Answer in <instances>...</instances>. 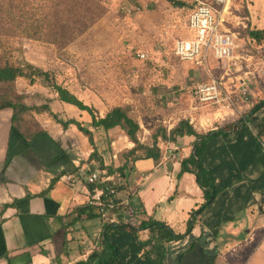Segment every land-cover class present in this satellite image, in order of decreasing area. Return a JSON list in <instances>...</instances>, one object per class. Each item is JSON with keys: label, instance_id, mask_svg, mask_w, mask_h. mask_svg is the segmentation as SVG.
<instances>
[{"label": "crops", "instance_id": "obj_1", "mask_svg": "<svg viewBox=\"0 0 264 264\" xmlns=\"http://www.w3.org/2000/svg\"><path fill=\"white\" fill-rule=\"evenodd\" d=\"M225 3L227 0L216 5ZM257 16L253 10L247 23L236 22V25L242 27V32L247 28L262 30L264 13L261 12L260 21ZM225 26L224 29L230 31ZM240 41L243 44L237 56L251 58L252 61L249 68L242 60L233 61V77L247 82L250 89L249 103H241L233 115H227L215 112L213 107L201 106L192 93L194 106L177 102L178 105L173 104L169 111L160 115L158 103L163 104L170 96L173 99H179V96L168 87L170 84L167 82L166 93H159L156 88L161 90L163 82L159 85L156 79L155 86L147 93L146 99L156 106L155 114H151V103L141 106L143 114L138 113L141 128L139 140L150 143L156 124L171 129L181 119H188L197 132L205 133L236 122L262 100L264 38L256 41L241 35ZM70 46L64 51L72 52ZM248 47L252 49L251 52ZM199 69L209 74L213 72L203 67ZM224 69L220 76L215 77H222ZM248 70L250 75H245ZM55 84L65 88L84 105L93 107L99 117H103L113 106L119 105L111 100L107 105H101L98 97L91 93L96 82L83 88L77 86L75 81ZM107 85H103L104 91L110 90ZM45 97L47 102L44 104H48L61 120H74L87 128L92 133V142L75 124L62 126L44 115L36 117L39 124L37 130L40 132L26 139L13 127V110L0 109V264H76L85 260L97 249L94 240L99 236L106 220L94 216L98 210L93 213L85 210L80 214L76 211L78 208L92 206L89 205L91 192L87 176L92 172H106L105 169H100V164L106 168H116L117 153L133 147V143L119 128L105 131L93 127L91 115L87 111L59 100L54 89ZM123 103H127L126 100ZM263 118L264 107L250 118V126L254 131ZM102 136H105V140L100 139ZM194 140V136H184L172 144L159 141L160 155L157 158L134 164L128 174V181L124 182V189L117 194L121 202L129 203L131 199H138L140 206L130 211L128 216V220L134 225H138L141 220L153 218L165 222L176 233L185 232L190 213L204 202L195 176L191 173L179 175L180 162L192 153ZM94 153L95 156L91 157ZM66 175H71L75 182H67ZM262 195L256 194L235 220L222 226L215 239L210 234L205 238L209 231L207 228L202 229L199 222L190 235L168 245L170 253L164 264H174L176 255L201 236L199 244L183 255L181 264H205L210 258L209 253L214 251L217 255L220 252L231 253L230 258L226 259L227 264H264V214L260 210ZM111 220L114 221V217ZM146 237L147 234L142 233V239ZM204 239H210L212 246L208 248Z\"/></svg>", "mask_w": 264, "mask_h": 264}, {"label": "trees", "instance_id": "obj_2", "mask_svg": "<svg viewBox=\"0 0 264 264\" xmlns=\"http://www.w3.org/2000/svg\"><path fill=\"white\" fill-rule=\"evenodd\" d=\"M106 13L107 7L99 0H0V47L1 38L9 36L52 45L60 51L83 36ZM242 35L259 41L264 38V29L247 28ZM18 79L26 80L29 85L40 79L45 83L51 80L48 72L29 62L12 65L0 57V84L13 85ZM48 85L57 92L59 100L87 111L93 127L105 131L119 128L133 143V147L117 153L116 168H106L100 164L101 170L119 177L118 191L124 189V182L128 181V174L135 163L160 155L159 141L172 144L184 136L195 137L192 153L180 162L179 175L191 173L195 176L204 202L190 213L185 232L176 233L165 222L153 218L134 225L128 216L130 211L140 206L138 199H131L127 205L118 199L116 208L111 211L94 240L97 249L76 264H164L170 253L168 245L190 235L199 222L201 228H207L212 239H215L222 226L235 220L256 194H264V118L256 131L250 126V118L264 107V98L236 122L205 133L197 132L188 119H181L171 129L156 124L150 143H143L138 137L141 128L133 104L113 106L103 117H99L93 107L84 105L65 88L55 83ZM18 98L1 100L0 109L13 110V127L24 138L30 139L40 132L27 133L24 127L25 116L34 114L44 115L62 126L73 123L92 142V133L80 123L61 120L48 104L30 106ZM85 210L93 213L98 209L86 206L76 211L80 214ZM94 216L101 217L98 211ZM142 233L147 234L145 239H142ZM201 237L191 241L178 253L174 264H181L183 255L199 244ZM209 255L205 264H216V251Z\"/></svg>", "mask_w": 264, "mask_h": 264}, {"label": "rangeland", "instance_id": "obj_3", "mask_svg": "<svg viewBox=\"0 0 264 264\" xmlns=\"http://www.w3.org/2000/svg\"><path fill=\"white\" fill-rule=\"evenodd\" d=\"M99 1L107 7V13L72 46L69 45L72 52L64 49L57 51L52 45L24 38H1L0 57L7 59L12 65L29 62L48 71L51 80L50 83H45L40 79L33 85L23 79H18L13 85L0 84V101L19 97L27 105H42L47 102L45 96L53 92L48 84L75 81L77 86L83 88L96 82L91 93L98 97L101 105H107L109 100L115 101V104H123L126 100L142 115L141 106L151 103V114H155L156 106L146 99L157 79L159 85L163 82L161 90L155 87L159 93H166L167 82L170 84L168 87L175 90L180 99L170 96L163 104L158 103L160 115H164L177 102L194 106V87L210 76H220L222 70L229 65L232 71L230 75L233 76V63L213 61L209 65V70L213 72L209 74L202 72L199 66L180 61L174 56V41L189 35L184 27L188 14L200 4L209 5L221 13L225 27L240 39L243 29L236 22L247 23L253 10L260 21L261 12L264 13V0H227V6L216 5L215 0ZM128 8H139V11L128 15ZM247 49L250 52L252 50L249 47ZM138 53L146 54V58L140 59ZM103 85L110 86V90L104 91ZM37 116L39 115L25 116L24 127L27 133L39 128ZM100 139L105 140V136ZM204 240L208 248L212 246L210 239ZM230 256L231 253H218V264H227L226 259Z\"/></svg>", "mask_w": 264, "mask_h": 264}, {"label": "built area", "instance_id": "obj_4", "mask_svg": "<svg viewBox=\"0 0 264 264\" xmlns=\"http://www.w3.org/2000/svg\"><path fill=\"white\" fill-rule=\"evenodd\" d=\"M225 0H215L223 4ZM139 11V8H128L126 14ZM184 27L188 31L187 37H180L174 41L173 54L180 61L189 62L199 67L209 69L213 61L232 63L235 60L246 62L249 68L252 59L237 56L242 44L235 33L224 29L221 13L206 4L196 6L187 16ZM140 59L146 54L138 53ZM231 74V66L224 69L222 77H212L209 81L197 84L193 95L203 107H213L215 112L233 115L241 103H249L250 89L245 79H235ZM245 75H250L249 70ZM234 78V79H233ZM117 177V179H116ZM65 180L74 183L71 175ZM87 184L92 187L89 205L98 209L101 217L109 219L111 211L117 206L119 177L108 176L105 171L92 172L87 176ZM127 205L128 202H121ZM260 210L264 214V194L261 198Z\"/></svg>", "mask_w": 264, "mask_h": 264}]
</instances>
